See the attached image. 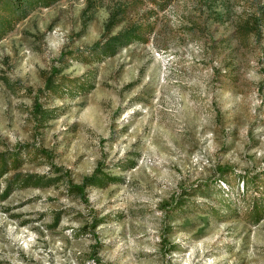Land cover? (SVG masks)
<instances>
[{
	"label": "rangeland",
	"instance_id": "374dc122",
	"mask_svg": "<svg viewBox=\"0 0 264 264\" xmlns=\"http://www.w3.org/2000/svg\"><path fill=\"white\" fill-rule=\"evenodd\" d=\"M32 6L0 39V264H264V0Z\"/></svg>",
	"mask_w": 264,
	"mask_h": 264
},
{
	"label": "trees",
	"instance_id": "16d2710c",
	"mask_svg": "<svg viewBox=\"0 0 264 264\" xmlns=\"http://www.w3.org/2000/svg\"><path fill=\"white\" fill-rule=\"evenodd\" d=\"M56 0H0V11H5L9 14V16H1L0 14V39H1V32L3 31L4 27H7L10 25V20L12 17L19 18L26 15L25 10L27 9V13L29 12V9L33 7V2H38L41 5L47 6L51 3H53ZM161 2H166L168 0H156ZM27 4V7L24 8V5ZM19 14L21 16H19ZM136 34L133 32H124L115 36H112L108 38L101 46H96L94 48V51H99L100 54L103 57H114L119 51H121L123 48L129 46L133 42V37H135ZM50 82H47L46 85L48 86ZM136 165L135 162H130L128 165V168H134ZM264 173V170H263ZM106 176L100 172L99 170H96L94 174L90 177L83 178L81 183L79 185L75 186H68V188L72 191H75L78 194H83L85 189L87 187L94 186L95 188H98V185H100L102 182L106 181ZM20 184L25 187H33V188H43L48 187L50 184L49 181H43L41 177L29 175L23 178L22 180H19ZM252 184V182H250ZM12 183H9V188H7L6 192L2 196V198H6V196L9 194L10 186ZM249 182L244 177L242 178V191L246 192L248 190ZM192 192L194 191L191 190ZM190 192V193H192ZM188 192L182 193L180 198L175 201L173 204L170 213L174 215L177 219L184 218L186 215H193L196 216L195 213V202L191 201L190 199H194V196ZM253 223L258 224L263 218H264V208L259 207L258 204L253 203L250 208ZM204 221H207V218H203L202 216H199L198 218L191 219V221H185L184 223L180 224L179 226L182 227V232L187 233H193L197 226L201 225ZM196 227L194 229H190L192 226L195 225ZM198 223V224H197ZM200 232V231H199Z\"/></svg>",
	"mask_w": 264,
	"mask_h": 264
}]
</instances>
